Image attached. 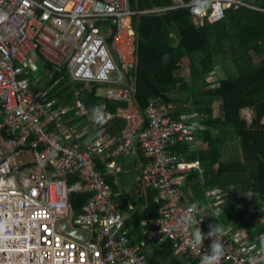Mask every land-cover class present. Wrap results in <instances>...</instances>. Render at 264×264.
<instances>
[{
  "label": "built area",
  "instance_id": "built-area-1",
  "mask_svg": "<svg viewBox=\"0 0 264 264\" xmlns=\"http://www.w3.org/2000/svg\"><path fill=\"white\" fill-rule=\"evenodd\" d=\"M170 1L165 7L137 11L129 0H0V264H149L142 247L147 242L169 241L187 264H200L209 251L211 239L197 246L193 233L198 227L207 233L214 225V214L208 209L224 193L218 186L207 189L206 199H215L210 205L184 197L181 183L187 172H203L204 167L198 159L167 149L175 141L194 144L201 125L175 120L167 105L153 99L145 108L142 127L144 116L133 100L134 78L126 76L136 64L129 20L139 12L188 6L193 20L201 24L205 19H221L226 6L247 3ZM37 54L49 65L50 76L65 70L72 81L110 85L103 96L127 103L119 135L105 129L106 114L93 124L91 142L81 143L77 128L64 117L71 111L88 115L89 109L81 100L59 107L48 92L34 88L27 67H33L31 59ZM122 80L127 81L125 86H119ZM244 117L250 122V114ZM135 140L150 158L140 177L156 191L153 199L160 205L152 229L139 221L143 237L138 242L129 235L120 203L95 160L105 162L107 153L128 152ZM104 166L116 169L113 161ZM72 172L78 180L68 185L65 174ZM72 188L90 191L78 212L69 207L67 193ZM127 207L131 208L129 203ZM190 215L198 223L190 224ZM60 221L85 237L67 234ZM260 223L264 229V222ZM222 229L225 254L220 264H264V247L254 250L253 245H245L246 234L234 223Z\"/></svg>",
  "mask_w": 264,
  "mask_h": 264
},
{
  "label": "trees",
  "instance_id": "trees-1",
  "mask_svg": "<svg viewBox=\"0 0 264 264\" xmlns=\"http://www.w3.org/2000/svg\"><path fill=\"white\" fill-rule=\"evenodd\" d=\"M129 1L137 11L171 4L170 0ZM244 1L258 9L247 4L229 5L224 7L221 19L212 22L205 19L201 24L192 19L188 6L134 14L131 19L137 55L134 98L144 116L142 127L146 125L144 110L154 98L174 106L169 108V116L175 120L188 114L192 117L186 121L193 118L198 121L195 123H201L195 137L206 142L205 146L191 148L187 143L175 141L167 149L200 161L204 171L193 169L185 176L189 195L210 205L215 199H206V190L220 187L223 199L208 209L217 210L213 212L214 225L224 228L234 223L236 229L246 234L244 242L252 243L255 250L264 247L260 223L264 222V0ZM171 27L178 35L175 43L171 42ZM182 58L187 59L185 64H181ZM184 69L186 76L182 73ZM212 73L214 80L209 79ZM53 81L52 91L66 103L71 101L75 87L90 110L114 114L117 108L125 106L124 101L97 95V83L90 82L85 87L81 81L73 82L65 70L55 74L50 83ZM242 108L250 110V122L242 115ZM229 145L239 149L242 159L224 157ZM97 167L101 170L98 163ZM77 178L76 172L65 174L68 185ZM109 184L111 193L114 184ZM248 194L254 196L252 211L248 209ZM89 195L90 191L84 188L68 190L71 211L78 212ZM153 195V191L147 195L140 216L147 221V229L153 228L151 222L158 217L160 206ZM137 228L139 240L143 235Z\"/></svg>",
  "mask_w": 264,
  "mask_h": 264
},
{
  "label": "crops",
  "instance_id": "crops-1",
  "mask_svg": "<svg viewBox=\"0 0 264 264\" xmlns=\"http://www.w3.org/2000/svg\"><path fill=\"white\" fill-rule=\"evenodd\" d=\"M247 5L252 7V8L258 9V7L251 6V4H247ZM144 13H148V12H144ZM131 19H132V17L129 20V24H130L129 29L132 30L133 34H134L133 38H134V46H135V57H136V62H137L135 31H134V28L132 27ZM126 22L128 23V20H126ZM105 25H106V23L103 24L102 26H105ZM103 30H104V28H103ZM170 37H171V42H173V43H175L178 39V35L176 34L175 28H173V27H171V30H170ZM105 39L108 43L110 42V40H111L110 32H108V31L106 32ZM31 61L33 63V67L28 66L27 70H28V77H29L30 81L36 83L34 85V88L35 89H43L46 92H48L51 95V97H53L55 99V103L57 106H59V107L74 106L76 103V100L83 101L80 98L79 89L75 88V87H72V97H71V101L69 103H66L62 99L56 97L55 92L52 91L53 86L55 85V81L50 83L53 76H50V74L48 73L49 65L46 64L45 62H43V60L41 59V57L38 54L36 55V57L34 55V57H32V59H31ZM180 62H181V64H185L187 62V59L182 58ZM39 63H40V66L42 67V70H40L41 74H39V68H40L38 66ZM135 67H136V64H135L134 68H132L126 72V76L130 75L134 78V83H133L134 92H135V77H134ZM213 73H214V71H213ZM83 83H85V82H83ZM85 84H90V82L85 83ZM126 84H127V81L122 80V82L119 84V86H125ZM108 86H110V85H108ZM113 86H115V84H113ZM75 91H78V93L75 94ZM134 92H133V100H134V104L137 105L136 100L134 98ZM100 96L104 97L103 95H100ZM154 99H156L158 102H160L164 105H167L168 114H169V108L174 107L172 104L163 103L158 98H154ZM108 100H110V99H108ZM120 101H122V100H120ZM126 106H127V103L125 102V106L117 108V110L114 114H110V113L102 114L99 110H97L96 113H94V109L90 110L88 108L89 109L88 115L79 116L78 114L75 113V111H71L65 115L64 121H66L68 123V125H70L72 127H76L78 130L79 137H80L79 141L81 143H83L84 145H88L95 135V131L93 130L92 126L94 123L98 122L99 116H103V115L107 114L109 117H108L107 123H105V125H104L105 129L107 130V128H108L109 130H107V132L110 131L109 132L110 134H113L116 136L119 135L120 129H121L122 123H123L121 112ZM138 109H139V107H138ZM96 114H98V115H96ZM144 114H145V110H144ZM189 117H192V116H190L188 114H184L181 118H179V120L184 121V120H187V118H189ZM191 120H193V118H191ZM191 122H198V121L193 120ZM196 124L200 125L201 123L199 122ZM205 145H206V142L204 143V141L200 140L199 137H196L194 144L190 145V147L194 148V147L205 146ZM144 156L147 157L144 154V152L142 151V149L140 148L139 142L137 140H135L132 148H130L128 152L121 153L119 155H114V156H111L108 153L106 154L105 162L113 161L116 169L107 170L106 167L104 166L105 162H103V160H100L99 158H95L96 166H97V163L99 165H101V170L98 169V167H97V169L99 171H101L102 175H105L106 178L109 179V182L106 181L104 178L103 179L108 183V185H110L109 183L114 184V188H113V190H111V194H113V197L117 201H119L120 207H121V209L123 211V215H124V224L128 227L129 231H131V230L133 231V233L129 234V235L131 236V238L135 242H138L140 239H142V238H140L139 240L137 239V236H138V231H137L138 228L137 227H139V233H140L141 227L139 226V221L144 220L140 216H141V213H142L144 205H145L146 197L150 191H153V193L156 192L153 188H151L149 186V184L142 181V179L140 177L142 167L146 166L150 161L149 157L145 158ZM136 167H138V169L140 170V173H138L136 175L135 174L134 175L133 174L132 175L127 174L128 172H130L132 169H134ZM77 177H78V175H77ZM77 180H78V178L75 181H77ZM184 181H185V178L182 180L181 187H182L183 191L186 192V194L188 195L189 194V188L186 186ZM128 203L131 206V208L127 207ZM215 210L216 209L212 207V212H215ZM144 221H146V220H144ZM137 223H138V225H137ZM146 223H147V221H146ZM244 243H246V242H244ZM246 245L251 246L253 244L249 242V243H246ZM142 247H143V252L145 253L146 259H147L149 264H187V261H188L187 258L183 254H179V253L175 252V250L173 249V247L171 246V244L169 242H166V243L165 242L164 243L147 242Z\"/></svg>",
  "mask_w": 264,
  "mask_h": 264
},
{
  "label": "clouds",
  "instance_id": "clouds-1",
  "mask_svg": "<svg viewBox=\"0 0 264 264\" xmlns=\"http://www.w3.org/2000/svg\"><path fill=\"white\" fill-rule=\"evenodd\" d=\"M76 82V81H73ZM246 109V108H245ZM195 206H193L191 211H194ZM190 224L198 223L194 217L191 215L187 217ZM223 229L221 226L215 224L209 226V231L207 233H202L200 227L195 228L193 233L194 243L197 246H202L203 241L208 238L211 239L209 244V251L201 257L200 264H220L221 259L224 256V248L221 243Z\"/></svg>",
  "mask_w": 264,
  "mask_h": 264
},
{
  "label": "rangeland",
  "instance_id": "rangeland-1",
  "mask_svg": "<svg viewBox=\"0 0 264 264\" xmlns=\"http://www.w3.org/2000/svg\"><path fill=\"white\" fill-rule=\"evenodd\" d=\"M40 68H39V74H41L40 72V70H42V67L40 66V63H39V65H38ZM38 73V72H37ZM182 73H184V75L186 76V74H187V69H184L183 71H182ZM214 78H215V76H214V74H211V78L209 77V79L210 80H214ZM90 86V84H85V87H89ZM108 87V85H106V84H97V88H96V90H95V93H97L99 96L100 95H104V93H105V90H106V88ZM216 113H221V111H220V104H217V110H216ZM241 113H242V115H244V116H249V114H250V110L249 109H244V108H242V110H241ZM263 121H264V118H263ZM179 155H181V154H179ZM181 156H183V155H181ZM235 156L236 157H238V158H240V159H242V156H241V153L239 152V149L237 150L233 145H229V147H227L226 149H225V158H235ZM184 157V156H183ZM185 158V157H184ZM187 159V158H186ZM131 172V173H130ZM130 172H128L127 174H130V175H136V174H138V173H140V170L138 169V167H136V168H134V169H132ZM126 174V175H127ZM183 190V189H182ZM183 195H184V197H186V198H188L190 195L188 194H186V192H184L183 191ZM248 200H249V207H248V209L250 210V211H252V203H253V201H254V196L252 195V194H248Z\"/></svg>",
  "mask_w": 264,
  "mask_h": 264
},
{
  "label": "water",
  "instance_id": "water-1",
  "mask_svg": "<svg viewBox=\"0 0 264 264\" xmlns=\"http://www.w3.org/2000/svg\"><path fill=\"white\" fill-rule=\"evenodd\" d=\"M59 227L63 229V231H65L67 234L72 235L74 237H78L81 239L85 237L84 234L80 232L77 228L69 227L64 221L59 222Z\"/></svg>",
  "mask_w": 264,
  "mask_h": 264
}]
</instances>
